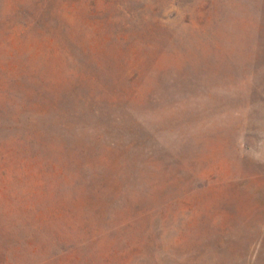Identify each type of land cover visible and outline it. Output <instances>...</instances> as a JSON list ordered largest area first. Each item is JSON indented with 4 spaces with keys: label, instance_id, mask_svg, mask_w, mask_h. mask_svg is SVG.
<instances>
[{
    "label": "rangeland",
    "instance_id": "1",
    "mask_svg": "<svg viewBox=\"0 0 264 264\" xmlns=\"http://www.w3.org/2000/svg\"><path fill=\"white\" fill-rule=\"evenodd\" d=\"M0 264H264V0H0Z\"/></svg>",
    "mask_w": 264,
    "mask_h": 264
}]
</instances>
